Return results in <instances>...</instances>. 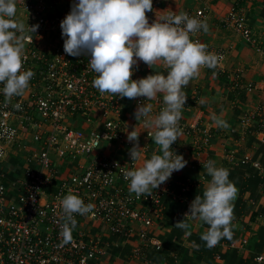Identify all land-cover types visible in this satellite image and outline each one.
I'll list each match as a JSON object with an SVG mask.
<instances>
[{
    "label": "crops",
    "instance_id": "crops-1",
    "mask_svg": "<svg viewBox=\"0 0 264 264\" xmlns=\"http://www.w3.org/2000/svg\"><path fill=\"white\" fill-rule=\"evenodd\" d=\"M38 1L41 0H16V14L13 19L24 23L25 34L30 24L21 4L27 2L34 5ZM42 1L48 17L56 15L63 18L67 16L65 10L73 2ZM234 5L240 7L249 20L253 37L263 51L264 4L258 0H153V10L146 13L149 23H152L170 14L187 13L193 17L196 10L202 9L204 22L208 25V30H203L201 36L202 44L213 54L218 50L229 52L223 68L202 67L199 75L183 88L187 100L180 121L187 126V133L182 132L171 148L175 154L183 156L187 161L186 166L173 172L161 184L165 192L161 194L157 208L149 202V195H152L153 190L141 195L140 206L147 211L149 208L152 210L148 211L153 221L147 230V239L158 242L160 249L156 250L151 244L139 255H134L133 249L139 245L137 237L133 236V239L127 241L110 233L107 227H99L85 220L81 223L82 229L90 233L88 237L95 239L104 253L98 256L99 264H251L253 258L264 249V135H256L254 125L243 127L239 124L243 115L254 111L264 101V55L226 23L227 12ZM35 41L41 52L50 51L57 44H64L54 34L35 37ZM26 49L25 45L23 53ZM168 71V66L163 62H156L150 67L143 61H138V66H133L131 79L138 80L152 74L166 76ZM236 71H239L241 78L239 83L254 85L255 89L248 92L244 88H235L232 74ZM163 95L158 93L150 100L145 97L130 99L113 95L115 99L118 98L119 112L113 111V103L104 110L111 109L107 117L118 125L123 137L102 143L97 154L83 153L59 158L53 153V187L48 190V194H53L56 187L71 176H83L96 157L114 159L128 170H134L143 166L144 161L153 154H160L154 139L147 138L148 131L156 128L145 127L144 118L137 120L135 112L138 105L144 103L152 105L153 116L158 115L164 105ZM25 97L26 115L31 121L24 125V118L17 116L11 123L18 129L17 143L27 146L33 153L40 151L41 147L33 139L38 128L32 126V123L40 125V131L47 136L51 133V122L44 121L36 112L33 101L27 95ZM101 114L100 109L93 108L88 117H76L69 121V125L88 135L90 131L102 128L105 117ZM214 116L225 120L228 127L218 126ZM133 130L139 134L138 141L128 139ZM204 131L210 133L209 139H204ZM137 142L142 149L141 156L132 161L129 151ZM16 148V145L11 144L6 157L0 162V170L8 173L10 178L15 174L20 176L25 165L22 155L27 152H16ZM245 157L249 160L242 163ZM209 160L215 161L217 167L228 169L229 180L238 189L233 201L232 238H223L213 247H208L201 239L209 226L199 219L187 216L190 214L192 201L197 195H203L211 180L204 167ZM117 182L120 186H126L120 180ZM183 221L187 224L186 228L176 227L177 223ZM216 256L220 258L217 259Z\"/></svg>",
    "mask_w": 264,
    "mask_h": 264
},
{
    "label": "built area",
    "instance_id": "built-area-1",
    "mask_svg": "<svg viewBox=\"0 0 264 264\" xmlns=\"http://www.w3.org/2000/svg\"><path fill=\"white\" fill-rule=\"evenodd\" d=\"M258 1L264 4V0ZM21 7L27 14L29 27H39L36 32L28 29L25 34L30 38L24 41L27 49L22 54L21 70L34 72L29 87L23 95L10 99L0 91V162L6 157L11 144L17 146L16 152H27L20 176L15 174L10 178L8 173L0 170V264H99L98 256L104 253L95 239L88 237L90 233L82 229L81 223L85 220L99 227L103 225L110 233L127 241L133 236L137 237L139 245L133 249L134 255H139L151 244L159 250L161 246L158 242L147 239V230L153 221L149 216L152 210L149 208L148 212L140 206L141 195L128 189L129 181L125 179V173L129 170L114 159L96 157L83 176H71L59 184L53 194H48V190L53 187V153L59 158L83 153L97 154L102 143L123 137L118 125L107 117L111 109L104 110L113 103L111 108L118 113V98L115 99L111 93H101L93 86L97 74L88 67L89 56H69L64 52L63 44H57L45 52L36 47L35 37L45 35H58L64 42L60 28L63 17H48L42 0L34 5L24 2ZM70 10L71 5L65 14L68 15ZM193 17L204 21V11L196 10ZM226 23L264 55V49L260 50L249 20L240 7L234 5L229 9ZM202 30L190 33V38L202 43ZM215 54L222 57L215 66L221 69L220 63L226 58V53L218 50ZM232 76L235 88H244L248 92L255 89L254 85L239 83V71ZM2 88L3 84H0ZM25 95L33 101L40 117L51 122V133L47 136L40 131V125L32 123L38 128L33 139L41 147L40 151L33 153L27 146L17 143L18 129L11 123L17 116L24 118V125L31 121L26 115ZM18 103L20 109L15 107ZM93 108L100 109L101 116L105 117L100 130L94 129L85 135L82 130L69 125V121L76 117H88ZM239 124L243 127L254 125L256 135H264V101L254 111L243 115ZM179 127L187 133V126L183 122L179 121ZM156 131H148L147 138H153ZM9 133L14 134L9 136ZM96 135L100 139L98 145L94 143ZM203 136L209 139L210 133H203ZM248 160L245 157L241 162L247 163ZM118 180L126 186H120ZM105 192L111 193L107 195ZM164 192V187L160 185L149 195V202L157 208ZM69 193L79 196L85 204L94 205L93 210L86 215L73 214L74 225L66 220L61 205L63 197ZM251 264H264V251Z\"/></svg>",
    "mask_w": 264,
    "mask_h": 264
},
{
    "label": "clouds",
    "instance_id": "clouds-1",
    "mask_svg": "<svg viewBox=\"0 0 264 264\" xmlns=\"http://www.w3.org/2000/svg\"><path fill=\"white\" fill-rule=\"evenodd\" d=\"M153 10V0H73L70 13L61 21L64 52L72 57L89 56L90 67L97 75L93 86L101 93H111L120 98L145 97L152 99L163 93L164 107L158 115H152L151 104L138 105L135 117L143 119L145 127H154V142L160 154H153L143 166L125 173L129 190L142 195L150 193L166 182L173 172L182 170L187 161L177 155L171 146L182 135L179 121L187 96L183 88L197 77L204 66L214 68L222 57L206 50V45L190 38V33L208 25L187 13L170 14L149 23L146 13ZM16 0H0V84L6 98L21 96L34 76L31 70L22 69L25 25L13 17ZM38 25L28 29L36 32ZM202 30V33H203ZM202 36V35H201ZM143 61L151 67L163 62L169 68L167 75H148L138 80L131 79L133 66ZM17 109L21 108L18 103ZM220 127H228L225 120L213 117ZM14 133H9V136ZM133 130L129 141H138ZM96 135L94 143L99 144ZM138 142L129 151L132 161L141 156ZM204 167L211 180L203 192L190 205L187 216L199 219L209 227L201 236L208 247L215 246L223 238H232L231 222L238 189L229 180V170L217 167L209 160ZM64 216L72 225L73 214L86 215L94 205L85 204L75 194H67L61 201ZM68 225H65L67 229ZM184 229L187 224L177 223Z\"/></svg>",
    "mask_w": 264,
    "mask_h": 264
},
{
    "label": "rangeland",
    "instance_id": "rangeland-1",
    "mask_svg": "<svg viewBox=\"0 0 264 264\" xmlns=\"http://www.w3.org/2000/svg\"><path fill=\"white\" fill-rule=\"evenodd\" d=\"M219 51H224V50H219ZM224 52L226 53V56H227L229 50L224 51ZM225 59H226V58H224V59L222 60V63H220V66H221L222 68L224 67ZM204 67H205V66H204ZM206 132H207V131H204V133H206ZM22 157L26 158V155H22ZM263 251H264V249H263L259 254H261ZM259 254H257V255H259ZM257 255H256V256H257ZM256 256H255V257H256ZM255 257H254V258H255ZM254 258H253V259H254ZM252 262H253V260H252Z\"/></svg>",
    "mask_w": 264,
    "mask_h": 264
},
{
    "label": "trees",
    "instance_id": "trees-1",
    "mask_svg": "<svg viewBox=\"0 0 264 264\" xmlns=\"http://www.w3.org/2000/svg\"><path fill=\"white\" fill-rule=\"evenodd\" d=\"M106 193V192H105ZM109 193H111V192H107L106 194L108 195Z\"/></svg>",
    "mask_w": 264,
    "mask_h": 264
}]
</instances>
